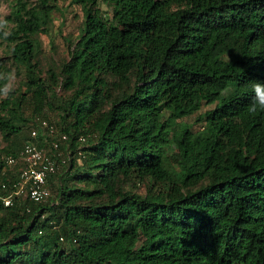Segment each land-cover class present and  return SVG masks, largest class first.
Listing matches in <instances>:
<instances>
[{
    "label": "trees",
    "instance_id": "obj_1",
    "mask_svg": "<svg viewBox=\"0 0 264 264\" xmlns=\"http://www.w3.org/2000/svg\"><path fill=\"white\" fill-rule=\"evenodd\" d=\"M76 1L54 64L59 0H15L0 34V195L43 120L70 150L47 200L0 199V264H264V0Z\"/></svg>",
    "mask_w": 264,
    "mask_h": 264
},
{
    "label": "built area",
    "instance_id": "obj_2",
    "mask_svg": "<svg viewBox=\"0 0 264 264\" xmlns=\"http://www.w3.org/2000/svg\"><path fill=\"white\" fill-rule=\"evenodd\" d=\"M41 127L45 128L47 132L45 133L47 136L43 134V141L48 142L51 151H55L56 154L50 153L45 146L40 145L42 142V138L39 136L40 129L33 128L31 137L34 139L26 142L18 156L13 154L6 156L8 164H14L19 158L24 164L20 173V180L16 183V189L8 195H0V199L7 206L12 205L15 198L22 194H27L35 202L45 201L51 196L52 191L48 185V180L51 175L58 171V158H61L62 151L60 150V139L49 138L56 134L55 126L47 120H43ZM60 137L61 140L69 138L67 133H61ZM86 140L87 136L85 135L79 137L80 142L85 143ZM62 161L66 162V159L63 158Z\"/></svg>",
    "mask_w": 264,
    "mask_h": 264
},
{
    "label": "rangeland",
    "instance_id": "obj_3",
    "mask_svg": "<svg viewBox=\"0 0 264 264\" xmlns=\"http://www.w3.org/2000/svg\"><path fill=\"white\" fill-rule=\"evenodd\" d=\"M15 0H0V34L5 29L11 26V23L8 22L7 16L12 11L13 2ZM60 9L56 11L54 14V27L48 33H42L40 35L41 45L37 50V58L43 62L45 66L54 64L56 61L60 60L67 51V41L65 38L77 37L84 22V14L81 8V5L76 0H59ZM101 8L103 11H109V7L102 3ZM52 37L54 39V44H51ZM55 48V51H52V48ZM10 50L8 47H4V45H0V56L8 57V62H11L9 59ZM23 69V68H22ZM24 72V70L22 71ZM24 74H17L14 72L9 78L6 90L9 88L17 87L25 81ZM208 108L207 106H203V109ZM197 114V113H196ZM196 114L191 115L189 117H185L184 120L188 122H192ZM46 143V148L52 153L48 142ZM69 145L64 146L61 150L62 156H60V160L67 157L68 152L70 151L68 148ZM57 176H55V179Z\"/></svg>",
    "mask_w": 264,
    "mask_h": 264
},
{
    "label": "clouds",
    "instance_id": "obj_4",
    "mask_svg": "<svg viewBox=\"0 0 264 264\" xmlns=\"http://www.w3.org/2000/svg\"><path fill=\"white\" fill-rule=\"evenodd\" d=\"M248 111L253 114L264 112V81H257L253 84V98L248 106Z\"/></svg>",
    "mask_w": 264,
    "mask_h": 264
}]
</instances>
